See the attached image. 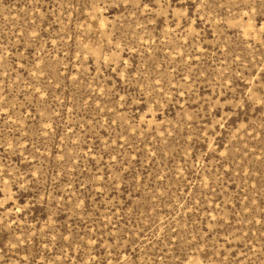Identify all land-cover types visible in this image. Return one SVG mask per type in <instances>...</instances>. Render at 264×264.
Segmentation results:
<instances>
[{"label":"rangeland","instance_id":"obj_1","mask_svg":"<svg viewBox=\"0 0 264 264\" xmlns=\"http://www.w3.org/2000/svg\"><path fill=\"white\" fill-rule=\"evenodd\" d=\"M0 264H264V0H0Z\"/></svg>","mask_w":264,"mask_h":264}]
</instances>
